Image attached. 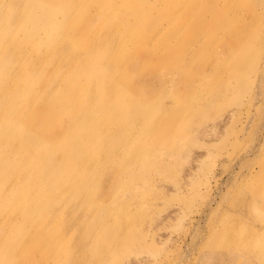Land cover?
<instances>
[{"label": "rangeland", "instance_id": "374dc122", "mask_svg": "<svg viewBox=\"0 0 264 264\" xmlns=\"http://www.w3.org/2000/svg\"><path fill=\"white\" fill-rule=\"evenodd\" d=\"M217 1L220 12L238 5L239 13L248 21L246 38L255 54L249 58L239 89L207 105L203 117L192 114L203 99L194 101L190 94L172 90L171 84L147 88L139 95L123 85L119 81L123 76L115 72L116 91L105 90L112 77L99 72L102 56L90 59L88 54L85 66L55 71L50 49L57 53L53 58L62 55L68 61L69 57L65 48L59 54L64 47L62 41L42 30L32 44H24L21 61L34 63L42 58L39 77L58 74L59 78L74 79L71 88L74 95L76 90L79 94L68 105L69 110L77 112L90 106L101 114L118 109L128 116L110 122L101 120L92 130L96 134L93 138L104 142L110 137L113 142L122 138V144L107 151V159L94 167L71 169V173H87V182L81 179L78 190L47 205V213H37L41 216L30 226L20 224L9 230L24 242L30 239L28 248L13 255L11 264H29L31 259L35 260L32 264H264V0ZM0 6L6 14L16 10ZM202 6L190 5L191 21L207 18ZM60 19L57 15L45 20L42 29ZM175 21L172 17L171 27ZM27 29L15 30L19 40L27 41ZM206 30L210 35L215 31ZM176 31L173 28L171 36ZM217 39L215 35L211 38L212 48ZM195 44L205 46V41L196 38L185 43L186 51ZM4 54L7 52L0 51V56ZM205 56L199 54L192 69L178 73V80L192 75ZM217 60L226 62L227 77L231 58ZM16 66L9 67L11 76L17 73ZM25 72L32 74V70ZM6 78L0 74V81ZM65 89L68 86L64 81L44 84L47 96ZM159 95L167 96L163 106L152 105L148 99ZM40 105L37 118L53 111L50 116L56 117L53 125L60 136L69 133L66 113L46 103ZM37 125L40 127L42 121ZM73 131L91 134L84 123ZM183 134L187 136L182 138ZM75 144V140L69 141L67 148ZM5 145L0 143L1 147ZM104 151L94 149V154ZM93 159L89 158L90 164ZM89 174L96 177L95 183L89 181ZM250 195L255 203L248 211L239 201ZM230 229H234L232 242Z\"/></svg>", "mask_w": 264, "mask_h": 264}, {"label": "bare ground", "instance_id": "6f19581e", "mask_svg": "<svg viewBox=\"0 0 264 264\" xmlns=\"http://www.w3.org/2000/svg\"><path fill=\"white\" fill-rule=\"evenodd\" d=\"M0 5L16 7L6 14L0 6V51L7 52L0 56V74L9 77L0 81V143L6 144L0 146V264H11L13 255L24 252L30 244V239L24 242L20 235L9 233L12 227L30 226L39 219L37 216H41L37 213H47V205H54L78 190L81 179L88 181L87 173L84 177L79 172L71 173V169L94 167L107 159V151L110 152L117 143L122 144V138H115L119 142L111 141V137L106 139L108 142L93 138L95 126L101 120L110 122L128 116L126 111L118 109L101 114L102 111L90 106L77 112L69 110L68 105L79 94L76 90L74 95L71 88L75 85L74 79L59 78L58 74L41 78L38 73L42 58L34 63L21 61L24 60L21 56L25 51L24 44H32L39 30L61 40L64 47L59 54L65 48L64 53L69 57L68 61L62 59V55L53 58L57 53L50 49L55 71L85 66L84 58L88 54L90 59L102 56L99 72L112 77L105 90L116 91L115 72L123 76L119 80L123 85L139 95L147 88L171 84L172 90L190 94L194 101L203 99L197 101L201 104L192 112L201 117L207 105L217 103L239 89L249 68V58L255 54L246 38L248 21L239 13L238 5H230L220 12L221 5L217 0H0ZM190 5H203L201 10L208 13L207 18L191 21ZM57 15H60L61 23L52 22L42 29L45 20ZM172 17H176L173 27ZM27 26L24 33L27 41H21L15 30ZM205 26L210 31L215 30L212 35ZM173 28L177 31L171 36ZM216 28H219V36ZM213 35L218 37L215 48L211 47ZM196 38L205 41V46L195 44L191 51H186L185 43ZM202 53L206 56L199 67L193 69V74L178 80V73L192 69L191 65ZM226 57L232 60L227 77L226 62L217 60ZM14 64H17V73L11 76L9 67ZM95 69L98 71V64ZM169 69L174 73L168 72ZM25 70H32V74L26 75ZM49 81L55 85L64 81L68 89L47 96L44 84ZM166 97L159 95L148 100L152 105L163 106ZM45 103L67 114L69 133L63 132L60 136L53 125L56 117L50 116L53 111L48 112L49 116L37 118L40 104ZM100 116H104L103 119ZM38 120L42 121L40 127L36 126ZM82 123L91 134L73 131ZM190 131L192 129L187 132ZM186 136L183 134L182 138ZM74 140L75 146L68 149L69 141ZM94 149L105 151L94 154ZM89 158H94L92 164ZM69 167L72 168L64 172ZM89 181L95 183L97 179L89 174ZM61 187L63 189L58 191ZM239 203L249 211L255 199L250 195ZM233 231L229 230L231 242ZM34 261L31 259L29 264Z\"/></svg>", "mask_w": 264, "mask_h": 264}]
</instances>
